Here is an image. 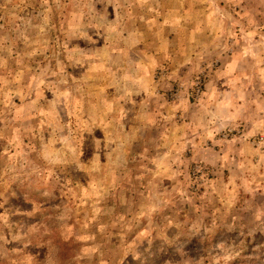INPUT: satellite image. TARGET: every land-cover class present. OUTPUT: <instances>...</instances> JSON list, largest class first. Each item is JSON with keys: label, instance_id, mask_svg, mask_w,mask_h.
Instances as JSON below:
<instances>
[{"label": "rangeland", "instance_id": "1", "mask_svg": "<svg viewBox=\"0 0 264 264\" xmlns=\"http://www.w3.org/2000/svg\"><path fill=\"white\" fill-rule=\"evenodd\" d=\"M0 264H264V0H0Z\"/></svg>", "mask_w": 264, "mask_h": 264}]
</instances>
